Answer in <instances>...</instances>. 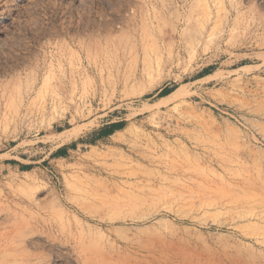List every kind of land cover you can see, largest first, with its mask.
<instances>
[{
    "label": "rangeland",
    "instance_id": "rangeland-1",
    "mask_svg": "<svg viewBox=\"0 0 264 264\" xmlns=\"http://www.w3.org/2000/svg\"><path fill=\"white\" fill-rule=\"evenodd\" d=\"M221 1L0 0V235L25 211L128 263L264 264V225L219 249L264 214V0ZM47 238L0 264H82Z\"/></svg>",
    "mask_w": 264,
    "mask_h": 264
},
{
    "label": "bare ground",
    "instance_id": "bare-ground-1",
    "mask_svg": "<svg viewBox=\"0 0 264 264\" xmlns=\"http://www.w3.org/2000/svg\"><path fill=\"white\" fill-rule=\"evenodd\" d=\"M222 2V4H224L225 3V1L223 0V1H221ZM222 86L221 87H223L224 85H223V83L221 84ZM230 85H231V83H230ZM235 86V85H234ZM224 89V88H223ZM61 125V124H60ZM53 128H55V126L53 125ZM78 134V132L77 131H74V132H72V133H63L60 137H61V141L62 142H67V141H69L71 138H73L74 136H76ZM226 167H224V169H225ZM234 176H236L235 174H234ZM250 176V175H249ZM240 178H242V175L241 176H239ZM245 177V176H244ZM243 177V178H244ZM237 178V177H236ZM236 178H234V180L236 179ZM239 178V179H240ZM242 178V179H243ZM241 179V180H242ZM248 179H250V177H248ZM245 180L244 179V182H246L247 181V183H248V181L249 180ZM254 179V178H253ZM233 180V179H232ZM237 181H238V179H236ZM240 180V181H241ZM250 181L251 182H249V186L251 185L252 187L254 186V188H255V185H257V183L254 181V185H252V180L250 179ZM242 182V181H241ZM243 182V183H244ZM232 183H234V181L232 182ZM238 183V182H237ZM242 183V184H243ZM231 184V183H230ZM240 184V183H239ZM239 184H234V185H239ZM240 187H241V189L243 188V185L241 186V185H239ZM244 186H245V183H244ZM248 186V185H247ZM248 186V187H249ZM77 187H79L80 189V191L79 192H81V193H87V190H86V186H84L83 184L82 185H78ZM231 187V186H230ZM76 188V187H75ZM75 188H73V189H75ZM236 188H237V186H236ZM236 188L234 189V190H236ZM239 188V187H238ZM245 188H247V187H245ZM262 188V187H261ZM88 189V188H87ZM257 189V188H256ZM256 189H255V191H256ZM242 190H244V189H242ZM258 190V189H257ZM89 191H90V189H89ZM93 191V190H92ZM237 191V190H236ZM235 191V192H236ZM245 192H244V196H242L241 195V193H243L242 191H241V193L240 192H238V194L240 193V195L242 196V198H241V196H240V199H242L243 200V202H245V203H247L248 204V206L250 205V204H252L253 206L252 207H254V202L256 203V202H258L257 200H259L260 201V197L263 199V197H264V195H263V193H262V195H263V197H262V195H260V197L258 196L259 194H256V192H254V194L252 193L253 192V189L251 190V191H249L248 189H247V191H246V189L244 190ZM249 191V192H248ZM264 191V190H263ZM259 192H260V189H259ZM258 192V193H259ZM232 193H233V191H232ZM92 194V192H90V196H92L91 195ZM237 194V195H238ZM84 195V194H83ZM88 195V194H87ZM233 195V194H232ZM235 195V194H234ZM257 195V196H256ZM81 196V198H82V195H80ZM77 198H79V197H77ZM84 198V197H83ZM88 198V197H87ZM232 198H236V195L233 197L232 196ZM238 199H239V197H238ZM262 199H261V201H262ZM232 200V199H231ZM236 200V199H235ZM237 202H239V201H241V200H236ZM263 201H264V199H263ZM262 201V202H263ZM233 202H234V200H233ZM232 202V203H233ZM240 203V202H239ZM238 203V204H239ZM259 203V202H258ZM247 204H244V205H247ZM258 205V204H257ZM262 205H263V203H262ZM242 206V205H241ZM251 206V205H250ZM249 206V207H250ZM256 206V205H255ZM248 207V208H249ZM263 207H264V205H263ZM243 207H240V209H242ZM255 208V207H254ZM260 207L258 206V209H259ZM247 209V208H246ZM244 210V209H243ZM254 210V209H253ZM253 210H250V208H249V210L247 209V210H245V211H239L238 212V210L236 211V214L235 215H233L232 217V224L234 225L233 226V228H232V231H230L227 235H228V237L231 239V241H233L232 243L231 242H229L228 243V241L227 240H229V238L226 240L227 241V243H223L220 247H219V249H220V251L223 253V255H226V257L227 258H232V256L234 257V259L236 260V259H238L239 258V255H237L238 256V258H237V256H235V255H232V252L233 253H235L236 252V254L237 253H240V247H241V245L242 244H244L246 241H245V239L246 240H251V239H254L255 240V242H257V243H260L261 242V239H259V237H257L255 234H253L254 232H255V230H254V232H249L248 230L249 229H247L248 227L249 228H251V227H254V228H258L260 225H264V214H263V212H256L257 211V209H255V211H253ZM261 210L263 211V209H262V207H261ZM260 210V211H261ZM47 211V210H46ZM234 211V210H233ZM56 212V211H55ZM41 213V212H40ZM25 214H26V212L24 211V212H20V211H11V210H9L8 212H7V215L6 216H8L10 219H16V220H14L15 222H13V224H12V227L10 228V229H8V230H4V232L0 235V244L2 245H5L6 246V248L7 249H14V251L15 250H20L21 252H22V254H24V256H26V257H28V259H33V260H37V262H35V263H39V262H43V258H44V256H42V255H40V254H38L37 252L35 253L34 251L32 252L31 250L29 251L27 248H26V246H27V242L29 241V240H31L32 239V237L35 235V233L36 232H40V233H43L44 235H46L48 238L47 239H49L50 241H53V242H59L58 244H61V245H64V246H70V248L73 250V252L78 256V258L81 260V262H82V264H140V262H139V259H138V262H134V260H132V259H130V260H132L133 261V263L130 261V263H128L127 261H125L124 259H122V258H120V257H117V258H114L113 256H111V255H109L108 253V251H107V248H106V245L105 244H102V243H99V242H96L95 240H93V239H91V238H88L87 236H85L84 235V233H82V232H75L73 229H71V228H66L67 226L65 225V226H62V224H64L63 222L61 223V228L59 229V231L62 233V236H59V235H57L56 233H55V231H56V229H55V225H53V222L51 223V221H50V224L48 225V229L47 228H45V227H43L42 229H38L35 225H33V224H31L24 216H25ZM32 215L31 216H33V213H31ZM35 214V213H34ZM54 214H57V213H53L52 215H54ZM37 215V214H36ZM69 215V214H68ZM38 216V215H37ZM57 216V215H56ZM55 216V217H56ZM40 217V216H39ZM45 217H46V215H45ZM69 217V216H68ZM8 218V219H9ZM40 218H42V217H40ZM50 218V217H49ZM53 218V217H52ZM58 218V217H57ZM37 219H38V217H37ZM59 219V218H58ZM18 220H21L19 223L17 222ZM63 220V219H62ZM65 220V219H64ZM36 221V220H35ZM61 221V220H60ZM32 222V221H31ZM39 222H40V220H39ZM43 222H45V221H43ZM231 222V221H230ZM36 223V222H35ZM34 223V224H35ZM46 223V222H45ZM45 223H44V225H45ZM231 224V223H230ZM4 225V224H3ZM43 225V224H42ZM40 225L38 224V227H39ZM58 226V225H57ZM256 226V227H255ZM227 228V227H226ZM263 228V227H262ZM230 229V228H229ZM261 229V228H260ZM259 229V230H260ZM258 230V229H257ZM258 230V231H259ZM261 232V231H260ZM259 232V233H260ZM263 234V233H262ZM258 235V234H257ZM260 235V234H259ZM227 237V236H226ZM220 239V238H219ZM104 240V239H103ZM219 241V240H218ZM220 241H222V240H220ZM263 241V240H262ZM108 243V242H107ZM203 243V242H202ZM207 243V242H206ZM111 244V243H110ZM116 244V243H115ZM218 244V243H217ZM216 244V245H217ZM108 245V244H107ZM112 246L114 245V244H111ZM110 245V246H111ZM109 246V245H108ZM111 246V247H112ZM128 246V245H127ZM209 246V248H211L210 247V244L208 245L207 244V247ZM116 247V246H115ZM119 247V246H118ZM126 247V246H125ZM123 248V247H122ZM214 248V247H213ZM242 248V247H241ZM108 249H110V247L108 248ZM117 249V248H116ZM128 249V248H127ZM211 250V249H210ZM218 250V249H217ZM120 251V250H119ZM16 252V251H15ZM205 252V251H204ZM204 252H200L201 254L203 253L204 254ZM207 252H209V250L207 251ZM207 252H206V254H207ZM211 252H213V250H211ZM216 252V251H215ZM12 253H14V252H12ZM130 253V252H129ZM218 253H219V250H218ZM222 253H220V255L222 254ZM242 253V252H241ZM131 254V253H130ZM203 254H202V256H203ZM205 254V255H206ZM243 254V253H242ZM204 255V256H205ZM210 255H211V253H210ZM212 255H214L213 253H212ZM116 256V255H115ZM128 256V255H127ZM197 256V255H196ZM208 256V255H207ZM244 256H245V254H244ZM136 257V256H135ZM198 257V256H197ZM213 257V256H212ZM218 257V256H217ZM241 257H243V256H241ZM241 257H240V259H241ZM16 258V257H15ZM138 258V257H137ZM142 258V257H141ZM146 258V257H145ZM144 258V259H145ZM204 258V260H205V257H203ZM18 259V258H17ZM16 259V260H17ZM148 259V258H147ZM188 259V258H187ZM195 259H197L196 257H195ZM201 259V258H200ZM195 260V261H186V260H184L183 262H181V263H179V264H212V263H210V262H208V261H201V260ZM209 259H210V256H209ZM214 259V258H213ZM212 259V260H213ZM215 259H216V257H215ZM214 259V260H215ZM233 259V258H232ZM231 259V260H232ZM179 260V259H178ZM189 260H191V259H189ZM223 260V259H222ZM180 261H182V260H180ZM211 261V260H210ZM216 261H218V260H216ZM220 261V260H219ZM224 261V260H223ZM6 262V261H5ZM10 262V261H9ZM13 262V261H12ZM14 262H16V261H14ZM18 262V261H17ZM178 262V261H177ZM176 262V263H177ZM221 262V261H220ZM237 262H239L238 260L236 261V263ZM33 263V262H32ZM34 263V264H35ZM144 262H142L141 264H143ZM222 263V262H221ZM224 263H225V261H224ZM234 263V262H233ZM213 264H214V262H213ZM217 264V263H216ZM230 264V263H229Z\"/></svg>",
    "mask_w": 264,
    "mask_h": 264
}]
</instances>
